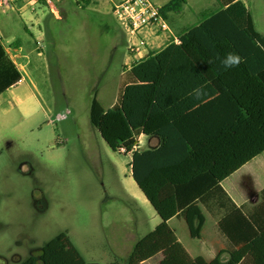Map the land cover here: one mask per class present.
<instances>
[{
  "label": "rangeland",
  "instance_id": "obj_1",
  "mask_svg": "<svg viewBox=\"0 0 264 264\" xmlns=\"http://www.w3.org/2000/svg\"><path fill=\"white\" fill-rule=\"evenodd\" d=\"M248 4L257 30L264 32V1ZM86 8L109 11L110 1L0 7V37L9 52L21 48L30 60L24 101L0 102V264L38 256L60 233L68 235L85 264H109L125 259L134 243L159 223L134 183L130 155L112 151L90 122L91 79L99 78L98 99L107 109L117 96L121 74L127 73L123 61L128 51L121 45L99 75L94 57L103 52L105 38L97 37L99 14ZM137 139L145 148L147 141ZM256 161L264 167V155ZM207 219L204 238L192 246L198 251L216 244L227 252L219 231L223 239L212 240V219ZM179 222L172 227L181 238ZM184 237L188 244L186 229ZM200 253L194 255L210 260Z\"/></svg>",
  "mask_w": 264,
  "mask_h": 264
},
{
  "label": "trees",
  "instance_id": "obj_2",
  "mask_svg": "<svg viewBox=\"0 0 264 264\" xmlns=\"http://www.w3.org/2000/svg\"><path fill=\"white\" fill-rule=\"evenodd\" d=\"M223 1V9L203 14L178 43L133 60L131 83L121 89L113 109L105 111L93 95L92 126L112 151L130 155L132 178L161 219L125 259L111 264H143L159 253V264H264V190L252 215L235 208L220 221L233 247L226 261L221 253L211 261L192 258L169 226L182 213L198 237L205 219L197 203L225 194L221 182L264 152V35L243 1ZM184 2L172 0L161 12H178ZM229 52L239 54L242 63L225 70L220 60ZM20 80L0 45V93ZM141 133L157 137L160 147L140 151L136 137ZM17 264L85 260L60 233L38 256Z\"/></svg>",
  "mask_w": 264,
  "mask_h": 264
},
{
  "label": "crops",
  "instance_id": "obj_3",
  "mask_svg": "<svg viewBox=\"0 0 264 264\" xmlns=\"http://www.w3.org/2000/svg\"><path fill=\"white\" fill-rule=\"evenodd\" d=\"M109 1H110L109 11L98 10L99 11L98 12L96 10H93L92 8H86L87 11H91V12H95L96 14H99L98 18L100 19V23L98 24V27L100 34H98L97 37L103 36L105 38V46L103 52H101L100 54L96 52L97 54H99V56H97V54L95 53V57H94L97 68H99V75L101 76L107 71V68L110 66V64H112L116 52L119 50L121 45H125L126 50L128 51V54L124 56V61H123V66L127 67V73L124 72V74H121L123 76V79L121 80L120 84L117 87V91H116L117 96L111 101L107 109L103 107V105L98 99L100 94V89H98L97 87L99 78L93 77V79H91L90 81L89 88L93 95L96 94V99L98 100V102L105 111L113 109V107L118 102L121 89L124 86L131 83L129 71L131 69L132 61L136 59H141L143 57V56H133L130 53L129 48L132 44H135L137 46L146 45L147 52L159 51L165 48L169 43L175 42L174 40L176 38H179V36L182 33H184L186 30H188L189 28L195 25H198L200 23V20L197 18L195 19L196 16L201 17L205 13L218 12L221 9H223L220 2L225 4L223 0H220V2L219 0H185L184 4L182 5V8L178 12L170 11L164 15L165 19L169 24L168 31L155 33L149 30L145 32L143 35H140L139 39L132 40L131 38H129V35L125 30L124 26L116 19L115 15L113 14L114 5L120 2L121 0H109ZM170 1L172 0H151L153 4L160 7L161 9ZM241 1L245 3L247 8L251 12V9L248 4V0H241ZM88 2L86 6H89L90 3ZM53 11L57 13L56 9H53ZM259 32L264 35V32L261 31ZM0 45L5 51L7 60L16 64L17 70L21 75L20 81L16 82L15 84L8 87L4 92L0 93V102L8 98L9 104H10V100L15 101L17 104H21L24 101L22 95H26L28 83L30 82V75H29L30 73L28 71V65L30 61L29 57L24 56L23 54L20 53L19 50H21V48L15 49L14 54L18 53L16 56L11 54L1 37H0ZM144 54H146V51L144 52ZM137 138H139L140 141L144 139L147 141L145 148L144 147L141 148L140 142L138 141V148L140 151L157 149L161 145V142L157 137H149L141 133L136 137V139ZM150 142H154L155 146L154 147L149 146ZM263 155L264 152L258 155L257 157H255L253 160L245 164L243 167L238 169L235 173H233L231 176H229L228 178H226L224 181L221 182V187L224 190L225 194L214 193L208 199L201 200L197 203L205 219L203 226L200 228V231L198 232L199 233L198 237L192 236L191 228L189 227L182 213H179L178 215L174 216L169 221V226L171 230L174 232L178 240L182 243V245L184 246V248L192 258H196V257L204 258L202 255H194L201 252L200 254H207V256L210 258V260H206L204 258L206 261H211L214 258H216V256L219 253H221L222 261L228 260L229 253L233 250V247L229 243L226 236L222 233L219 227V223L235 208L240 209L246 216H250L253 214L255 209L261 203L262 191L264 190V167L263 165L257 164L256 160H258ZM139 191L141 192V195H143L147 203L150 204L147 198L145 197V195L143 194V192L140 189ZM155 214L157 215L160 223L161 222L160 217L156 212ZM207 215L212 219V226H211V229L213 231L212 240L215 241V243L219 242V239H223L220 236L222 235L226 239L229 245V249L227 252L223 251L222 247L221 246L218 247L216 244L212 246L208 245V247H205L203 248V250H198V251L196 248L192 246L191 242L199 241L204 238L203 236L204 230L208 222ZM177 219H179L180 221L179 222L180 224L178 226L183 232V234H181V236L183 235L181 238L177 235L175 229L172 227V222H174ZM183 226L187 230L188 237L190 239V241H188V244L185 243L184 241V238L186 239V237H184L185 229L182 228ZM198 226H199V222L197 220L194 221L192 225L194 233L197 231ZM218 231L220 232V235L218 234ZM131 249L129 250L128 254L130 253ZM162 259H163V255L159 253L155 255L153 258L145 261L143 264H149L150 262H152V260L155 261V264H159Z\"/></svg>",
  "mask_w": 264,
  "mask_h": 264
},
{
  "label": "built area",
  "instance_id": "obj_4",
  "mask_svg": "<svg viewBox=\"0 0 264 264\" xmlns=\"http://www.w3.org/2000/svg\"><path fill=\"white\" fill-rule=\"evenodd\" d=\"M56 1L58 0H0V7L5 11L7 8L14 9L17 5L25 6L37 2L53 7ZM77 2L81 3L84 0H77ZM113 14L124 26L129 38L132 40L139 39L140 35L149 30L155 33L169 30V24L161 12V8L153 4L151 0H121L114 5ZM174 41L178 43L179 38H176ZM129 51L133 56L144 57L146 55L144 52L146 51L147 53V47L146 45L137 46L132 44ZM68 114L69 111L59 115V117H66Z\"/></svg>",
  "mask_w": 264,
  "mask_h": 264
},
{
  "label": "clouds",
  "instance_id": "obj_5",
  "mask_svg": "<svg viewBox=\"0 0 264 264\" xmlns=\"http://www.w3.org/2000/svg\"><path fill=\"white\" fill-rule=\"evenodd\" d=\"M242 63V57L237 54V53H233V52H229L227 53L222 60H220V65L225 69H231L234 67H239V65ZM202 93L200 92V90H197L196 92V98L199 99L200 95Z\"/></svg>",
  "mask_w": 264,
  "mask_h": 264
},
{
  "label": "flooded vegetation",
  "instance_id": "obj_6",
  "mask_svg": "<svg viewBox=\"0 0 264 264\" xmlns=\"http://www.w3.org/2000/svg\"><path fill=\"white\" fill-rule=\"evenodd\" d=\"M36 205L38 206V207H40V208H42L43 207V202H36Z\"/></svg>",
  "mask_w": 264,
  "mask_h": 264
}]
</instances>
